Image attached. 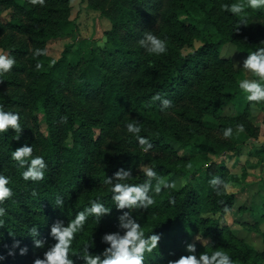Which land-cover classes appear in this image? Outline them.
<instances>
[{
  "label": "trees",
  "instance_id": "trees-1",
  "mask_svg": "<svg viewBox=\"0 0 264 264\" xmlns=\"http://www.w3.org/2000/svg\"><path fill=\"white\" fill-rule=\"evenodd\" d=\"M107 1L87 0L89 10H98L112 24L104 49L99 54L95 48L87 51L89 42L82 39L76 46L65 47L54 59L44 52L33 55V51L43 49L51 38L79 31L75 19H69V0H0V7L9 12L7 20L0 22V49L16 60L9 71L0 73V105L19 112L23 127L18 139L12 129L0 133V172L10 177L13 189L12 197L0 205L7 212L5 223L0 225V264H32L54 242L48 235L54 220L67 222L96 197L111 206L104 177H110L117 168L130 167L131 182H142L146 179L145 165L155 168L163 178L177 175L185 179L180 187L163 189L148 209L134 212L146 234L153 231L161 237L157 249L146 254V264H167L169 259L185 254L189 242L196 244L197 252L209 250L206 243L195 240L196 236L209 238L214 246L229 251L236 264H264V229L259 227L264 211L260 223L256 219L249 226L260 235L262 249L257 250L237 238L225 222L236 192L227 189L218 193L208 183L212 176H219L234 189L239 175L212 159L217 149L196 140L205 116L217 120L218 131L227 127L235 131L237 124H243L242 132L256 137L249 117L252 106L257 105L264 123V102L244 98L238 88L243 72L222 54L229 46L246 56L248 48L264 41V6L247 7V0H167L162 26L156 32L166 38L167 51L155 55L142 53L138 45L130 44L148 10L157 8V4L150 5V0ZM234 2L245 5L246 16L234 15L223 7ZM241 19L244 24L238 23ZM16 34L26 38L31 48L14 44ZM194 41L199 43L196 48ZM184 47L191 50L183 53ZM157 91L172 101L163 111L158 107L160 101H151ZM91 97L101 104L95 114L88 110L92 107L85 113L72 107L73 98L84 106ZM228 108L231 113L225 114ZM170 112L180 120L165 116ZM24 113L44 114L46 136L32 133ZM226 115L234 117L228 119ZM132 118L141 122L140 135L152 142L148 152L142 151L135 136L124 127ZM181 122L190 124L185 134ZM118 128L121 135H116L115 144L105 149L107 138L113 137ZM170 143L186 150L188 157L174 158ZM23 144H31L33 155L45 158L43 179L22 178L23 169L11 158V151ZM57 196L63 199L62 206L56 205ZM169 196L173 203H169ZM226 206L228 213L224 211ZM120 211L113 206L98 223L89 217L73 242L74 251L85 243L91 246L90 252L102 251L106 245L100 236L116 230ZM32 224L37 225V238L45 239V248L33 246L27 233ZM16 240L20 245L12 248ZM25 245L28 250L21 255L19 247Z\"/></svg>",
  "mask_w": 264,
  "mask_h": 264
},
{
  "label": "clouds",
  "instance_id": "clouds-1",
  "mask_svg": "<svg viewBox=\"0 0 264 264\" xmlns=\"http://www.w3.org/2000/svg\"><path fill=\"white\" fill-rule=\"evenodd\" d=\"M264 6V0H247V7L256 9ZM237 16H246L245 5L241 2H234L223 5ZM244 24L243 19L238 21ZM138 44L146 52L160 55L167 51V40L153 31H145L138 40ZM44 52L41 48H36L33 55H40ZM16 63L13 55L0 53V73L9 71ZM236 66V65H235ZM41 67L40 64L36 65ZM243 77L238 82V88L244 95V98L250 102H264V41H261L253 48H248L246 56L242 61ZM160 101L158 107L163 111L168 108L172 101L162 97L157 91L151 96V101ZM151 104L146 105L150 107ZM255 105H253L254 107ZM20 113L17 111L6 110L0 105V133L12 129L16 138L23 129L20 123ZM126 131L135 136L137 145L141 146L142 151L148 152L153 147L152 142L147 136L140 135L141 122L132 118L124 125ZM237 131L244 130L243 124H237ZM233 129L227 127L223 130V135L228 137L232 135ZM11 158L22 168L21 176L25 180L38 181L44 178L47 165L42 155H33V146L23 144L11 151ZM26 166V167H25ZM143 174L146 177L142 182H131L133 177L132 168L120 167L110 176L104 177V183L108 186L112 205H107L100 197L88 201L83 208L77 211L72 219L65 222L63 219L54 220L49 226L48 235L53 243L45 248V239L37 238L39 235L36 224L27 228L28 235L32 238V244L36 248H45L42 256L33 259L32 264H76L81 261L82 264H146V254H150L157 249L160 234L145 232L144 227L134 214L135 210L148 209L155 203V196L159 195L163 189H174L177 186L175 180L163 178L158 171L145 165ZM209 185L218 193L227 190L229 183L219 176H212ZM10 185V177L0 172V205L13 195V189ZM169 196V203H173ZM55 203L62 206L64 201L60 196L55 198ZM113 206L120 211L116 217V230L104 232L100 236L101 243L106 247L100 252H90L91 246L88 243L82 244L79 251L73 249V242L77 235L84 229L85 223L89 217L95 219L98 223L102 217L112 212ZM225 213L230 209L224 208ZM7 212L5 207L0 206V225L5 223L4 218ZM201 244L206 243L209 250L197 252L196 244L189 242L185 244V254L179 255L175 259H169L167 264H236L229 251L223 247L214 246L209 238L201 236ZM93 244V242H92ZM20 245V241L13 242L12 248ZM27 246L19 247L21 255L27 252ZM9 255H12V249H9ZM3 257H0L2 259Z\"/></svg>",
  "mask_w": 264,
  "mask_h": 264
},
{
  "label": "rangeland",
  "instance_id": "rangeland-1",
  "mask_svg": "<svg viewBox=\"0 0 264 264\" xmlns=\"http://www.w3.org/2000/svg\"><path fill=\"white\" fill-rule=\"evenodd\" d=\"M107 2H110V0ZM152 3L157 4V8L148 10L147 17L141 21L136 29V38L130 44V46L138 45L142 53H146V51L138 44V40L143 36L145 31H153L154 34H156L160 29L162 26L161 15L167 5V0H150L149 4L151 5ZM68 5L70 8L69 19H75L79 31L73 32L67 37L51 38L47 40L43 46L44 53L51 58L57 59L60 57L65 47L76 46L79 41L85 39L89 42L87 51H90L91 48H95L99 54L105 47L107 33L112 27L110 19L103 14L101 15L98 10H89L87 0H69ZM105 5H107L106 2ZM8 17V10L0 7V22H5ZM13 43H18L17 45H29L31 48L29 41L19 34L14 35ZM198 46L199 43L194 41L193 48ZM190 50V47H184L182 49L183 53H187ZM87 51L83 52V57L86 55L85 53ZM0 53L5 52H2L0 49ZM222 54L231 58L233 65H236L235 68H241L242 61L245 57L243 54L238 53L233 47L229 46L223 48ZM241 71L243 72V69H241ZM73 99L74 102H72V107L80 109L82 113L90 110V112L95 114V111L100 109L101 104L92 97L84 101V106L77 103L75 98ZM87 107L92 108L87 110ZM230 113L229 108L225 110V114ZM24 115L26 116L27 113H24ZM165 116L180 120L174 112H170ZM226 116L228 119L234 117L230 115ZM204 119L206 121L205 125L201 128V133L196 137V140L217 149L216 155L212 156V159H214L216 163H223L231 173L239 175L240 178L239 183L233 186L234 189L228 188L229 191L236 192V196L232 211L224 218L225 222L232 226V231L237 238L241 239L250 247L261 250L262 241L260 235L250 230L251 227L249 226L253 225L256 219L259 221L264 211V123L262 122V112L257 105L251 108L249 121L257 130L256 137H249L246 133L237 130L233 131L232 135L225 137L223 132L217 130V120L214 117L205 116ZM26 122H28L29 128L32 129V133H39L42 136H46L47 127L44 114L32 113L31 115H27ZM181 126L185 134V129L190 127V124L181 122ZM97 131L98 129H95V134L98 133ZM121 133L122 130L120 128L116 129L114 131V136L107 138L104 148H111V146L115 144V136L121 135ZM193 141H195L194 138L192 142ZM67 142L68 141H66V143ZM170 146L174 158L188 157V152L182 149L178 144L170 143ZM160 156H163V154ZM165 179L175 180L177 183L176 187L185 184V179L177 175L168 176ZM239 222H244L247 226H242ZM259 227L263 230L264 221L259 224Z\"/></svg>",
  "mask_w": 264,
  "mask_h": 264
},
{
  "label": "crops",
  "instance_id": "crops-1",
  "mask_svg": "<svg viewBox=\"0 0 264 264\" xmlns=\"http://www.w3.org/2000/svg\"><path fill=\"white\" fill-rule=\"evenodd\" d=\"M264 229V228H263Z\"/></svg>",
  "mask_w": 264,
  "mask_h": 264
}]
</instances>
